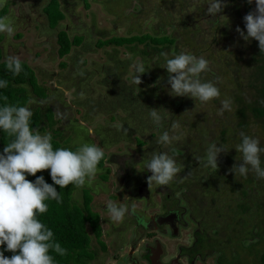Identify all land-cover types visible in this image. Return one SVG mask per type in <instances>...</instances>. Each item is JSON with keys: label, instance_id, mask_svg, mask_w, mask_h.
<instances>
[{"label": "trees", "instance_id": "1", "mask_svg": "<svg viewBox=\"0 0 264 264\" xmlns=\"http://www.w3.org/2000/svg\"><path fill=\"white\" fill-rule=\"evenodd\" d=\"M109 1H104L106 7ZM132 1L135 2L134 5ZM243 1L244 4L241 6L243 8L238 6L236 10L241 16V21L244 22L243 17L253 10V5L247 3V0ZM84 2L87 7L90 6L89 0H84ZM130 5L132 7L128 19L130 16H136L135 14L139 12H144V0H129L127 6ZM167 5L169 3H165V7ZM43 10L51 28H56L67 15L60 0H48ZM7 11L8 6L6 5L0 10V17H3ZM158 11L157 9V13ZM165 11L168 12V10ZM123 15L126 16V14ZM170 15L171 13L159 15L161 18H169L157 19L155 26L151 27L152 31L131 33L132 29H130L131 34L113 35L107 38H99L96 41L97 47H113L112 50L107 51L113 68H108L105 73L106 76L103 78V84L108 87L109 94L113 95L115 99V107L111 117L113 119L120 118L115 111L116 109L124 110L127 113L125 119L130 118L136 122L134 135L137 137L144 135V129L148 128L159 135L165 130L171 134L173 132L172 123L178 121L180 127L187 130H196L201 133L213 132L215 138L206 140L208 146L213 142L227 145V147L231 145L226 154H220L217 170L206 168L199 164L195 157H204L208 147L202 150L198 149L199 141L188 132L190 135L186 136L183 144L180 146L177 144V146L170 148V153L177 158L178 166L181 169L182 166H185L178 175L175 185L177 189L183 190V198L190 207L192 216L204 228L203 234L198 235L199 239H203L208 230L214 231L210 236V248L211 251L219 253V259H224L226 264H264V179H257L252 173H249L247 179L236 178L235 173L229 171L234 164L242 162L239 161L241 154L235 148L240 143L239 133L243 131L248 135L257 137L256 132L253 131V125L256 122L264 123V64L262 63L264 62V53H261L258 41L254 39L249 41L250 46L255 49L251 56L254 69L249 72L248 77L250 87L256 92L254 99H246L244 95L242 96V92H246L242 78H234L230 82L232 87L228 88L229 91L221 84H217L221 92L220 98L226 95L230 96L232 98L231 106L233 105L235 109V112L230 114L229 119H224L220 115L212 114L207 109L209 102L195 103L198 100L193 98L189 100L190 97H178L170 94V85L167 83L169 74L166 68L161 67L165 63L161 53L167 52L170 58L173 51L179 54L182 52L180 48L182 42L175 31H169L167 27L176 28L177 23H180L181 26H187L185 21H172ZM149 21H151L149 23L151 25L155 20L152 17ZM239 27L246 32L245 22ZM57 36L58 52L61 57L68 55L74 45H81L84 42V35L71 37L68 29H60ZM3 39L4 34L0 33V42ZM186 40L183 38V41L186 42ZM189 40L191 50L186 53L197 57L203 56V52L198 50L197 46L199 45L194 43L192 39ZM120 47H124L131 56L121 57ZM137 56L140 58V62L150 68L141 74L142 83L140 85L134 82L135 69L130 70L134 58ZM21 62L24 71L14 76L6 69L3 50L0 47V79L8 81V87L0 89V105L5 103L3 97L7 96L8 104L26 106L31 99L29 88L38 96L45 95L33 67L25 61L21 60ZM222 71L226 75L228 69L222 68ZM210 72L203 73L202 80L217 83V76L211 75ZM214 100L218 101L219 99ZM197 104H199V112L197 111ZM151 108H157L162 115L166 114L167 118L164 120L163 128L153 124L149 115ZM32 112L33 116L30 123L33 129L44 130L52 125L54 114L52 108L48 107L47 111H43L42 107H38ZM180 114L185 117L183 120H179ZM210 126H213L214 129H209ZM131 130L132 128H128L129 134H131ZM121 133L124 131L119 132L117 136ZM262 136H264V131ZM260 137L259 134L257 138L260 139ZM8 142H10V138L0 130V153L3 152ZM137 142L142 145L145 140L137 138ZM52 144L54 150L69 148L55 135L52 136ZM101 144L105 145L103 142ZM260 145L264 147V138L260 139ZM106 158L105 153V157L99 166L104 164ZM261 161L262 167H264V154L261 156ZM190 169H193L191 175ZM186 171L189 174H185ZM40 175L44 176L46 182L53 184L50 170L36 174V176ZM36 176L29 175L27 178L35 181ZM181 178H184L182 183L179 182ZM54 186L63 197L62 203L55 200L46 201L49 205L48 211L40 214L38 219L53 231L54 239L67 249V255L60 256L55 252L50 254L53 255L56 264H90V261L95 258L90 249L92 237L86 228V222L89 221L90 217L93 219L94 233H97V236L100 234L97 217L91 213L87 215V212H90L88 203L91 197L86 194L87 212H84L83 208L73 199L75 187L69 185L62 189L59 185ZM208 224L211 227L206 226ZM4 254L9 257L13 255L9 251H5ZM247 255L252 256L251 261H248Z\"/></svg>", "mask_w": 264, "mask_h": 264}, {"label": "rangeland", "instance_id": "2", "mask_svg": "<svg viewBox=\"0 0 264 264\" xmlns=\"http://www.w3.org/2000/svg\"><path fill=\"white\" fill-rule=\"evenodd\" d=\"M104 1L106 0H89L90 6L87 7L84 0H60L67 15L56 28H51L43 10L48 0H6L8 11L4 16L9 17L13 23L15 34L8 37L6 33H3L4 39L0 42V47L3 50L4 59L6 60L7 56L12 55L27 62L35 70L39 85L44 89L45 95L38 96L29 88L31 103L28 101L26 107H30L32 111L38 107L47 111V108L50 107L54 111L52 125L44 130H39L41 134L51 133L65 146L74 150L83 143L96 144L104 150L107 158L114 160L122 158L129 160L150 159L154 153L162 151L172 155L170 153L171 146H177V144L180 146L185 142L186 136L190 134L199 141L198 149L207 148L206 140L215 138L211 131L201 133L180 127L170 134L179 135L180 140L174 141L166 148L157 143L160 135L153 133L150 128L144 129L145 134L140 137L134 135L136 122L130 118L126 120L127 113L124 110L116 109L115 112L120 118L113 119L111 117L115 99L113 95L109 94L108 87L103 84V78L106 76V70L113 68L107 55V51L112 50L113 47H97L96 41L99 38L113 35L152 31L151 27L155 26L157 19L169 18L159 17L161 14L169 15L171 13L172 21L186 22L187 26L177 23L176 28L167 27V30H174L175 34L180 37L179 40L182 42L180 48L183 52L191 50L189 39L199 45L197 46L198 50H201L203 56L210 62V74L218 78L217 84H221L229 91L228 88L232 87L230 82L234 78H242L243 87L246 89V92H242V96L244 95L246 99L256 97V92L250 87L248 79L249 72L254 69L251 56L255 49L236 31V28L244 23L236 10V7H241L244 4L243 0H227V7L220 14L223 16H211L207 13L211 0H175V2L173 0H144V12L130 16L129 19L132 7L131 5L127 6L129 0H110L107 7L104 5ZM132 2L134 5L135 2ZM165 3H169L167 8ZM252 5L254 10L255 0ZM165 10H168L169 13ZM243 14L245 13L243 12ZM152 17L155 21L150 25L152 20L149 21V19ZM62 28L68 29L71 37L84 35L83 44L74 45L72 51L65 57H61L58 52L57 35ZM130 29H132L131 33ZM183 38L187 39L186 42L183 41ZM120 55L124 58L131 56L124 47H120ZM135 63H141L138 56L134 58L130 70L134 68ZM235 63L236 65H234ZM262 63L264 64V62ZM222 68L228 69L226 75L223 74ZM81 72L83 75L80 74ZM81 93H84L83 98H81ZM224 99L232 100L228 95L219 98L218 101L212 100L207 109L212 114L229 119L235 109L232 105L231 111L224 110L221 114V101ZM198 105L197 111L199 112ZM184 118L180 114L179 120ZM117 124L123 125L126 129L132 128L131 134L127 131V133L124 132L117 136L119 132L123 131H118L114 127ZM209 129H214V127L210 126ZM253 131L256 132L257 137L260 134V139L264 138L262 136L264 123L256 122L253 125ZM137 138L144 139V144L140 145ZM101 142L105 145H102ZM230 147L231 145L228 146V148ZM114 153L115 155H113ZM184 168L185 166H182L181 170ZM192 172L193 169H190V175ZM101 173L100 170L93 186L98 189V200L103 202L110 197L108 187L111 188V181L104 182ZM189 173L186 171L185 174ZM136 174L138 175L139 172ZM141 174H143L142 178L147 177L144 171H141ZM101 182L108 187L104 186L102 189ZM85 187L87 188V186ZM82 193L83 188L74 190L75 203L81 202L79 198ZM177 195L182 204L188 207L183 198V190H178ZM157 198H159L158 195ZM142 202V200L136 201L139 205H143ZM188 215H190V211L186 215L188 226L180 229L182 232L180 238H166L168 245L174 246V242L187 244L190 242V234L196 228V224L189 219ZM129 229L134 232L133 228ZM112 257L114 259L110 264L124 263L123 257L119 259L115 256ZM215 258L213 255L206 261L196 264H215ZM93 264H102V261L93 262Z\"/></svg>", "mask_w": 264, "mask_h": 264}, {"label": "clouds", "instance_id": "3", "mask_svg": "<svg viewBox=\"0 0 264 264\" xmlns=\"http://www.w3.org/2000/svg\"><path fill=\"white\" fill-rule=\"evenodd\" d=\"M252 4L253 0H247ZM6 0H0V8L5 7ZM227 0H211L207 13L211 16H223ZM245 28L239 26L236 31L245 41L256 40L261 53H264V0H255V9L244 17ZM0 33L8 37L15 34L13 23L7 16L0 17ZM164 67L168 71L167 83L170 85V94L178 97H190L201 103H208L219 99L221 92L217 83L202 80V74L211 70L210 62L203 56L173 51L171 58L167 52H162ZM6 69L14 76L24 71L19 57L9 55L5 60ZM134 82L142 83L141 74L150 68L144 63H135ZM83 75V72L80 73ZM8 81L0 79V89L7 88ZM84 93H81V98ZM7 96L3 97L4 104L0 105V130L9 138L10 142L0 153V264H56L51 255L55 252L60 256L67 255V249L54 239V233L38 219L40 214L48 211V200L62 203L63 197L54 185L66 188L72 185L82 189L86 185L92 187L98 172L100 162L104 159V150L96 145L83 143L76 150L71 148H57L54 150L51 133L41 134L39 129H33L31 118L33 112L30 107L7 103ZM31 103V101H29ZM231 100L221 101V114L224 110L231 111ZM153 124L163 128L166 114L162 115L157 108H151L149 113ZM118 131L127 133L123 125H114ZM172 129L180 128V123L174 121ZM240 143L236 145L241 154L239 161L229 170L237 177L248 178L249 173L257 179H264V167L261 156L264 147H261L257 137L239 133ZM179 135H170L168 131L158 137L157 143L169 147L174 141H179ZM227 145L211 143L204 157L195 159L206 168L217 170L221 153H227ZM145 169L151 173L147 177L149 188L153 183L158 186H169L177 180L181 172L177 158L166 151L154 153L145 164ZM50 170L53 184L46 182L44 176H36L38 172ZM36 176L35 181L27 177ZM186 178V177H184ZM179 182H183V179ZM109 219L114 223H122L126 216H136L141 219L137 208L132 201L130 205H118L107 202ZM6 245V248L4 246ZM9 251L13 255L5 256Z\"/></svg>", "mask_w": 264, "mask_h": 264}, {"label": "flooded vegetation", "instance_id": "4", "mask_svg": "<svg viewBox=\"0 0 264 264\" xmlns=\"http://www.w3.org/2000/svg\"><path fill=\"white\" fill-rule=\"evenodd\" d=\"M148 160L150 159L106 158L99 169L104 182L111 181L112 189L100 183L102 189L104 186L109 188L110 197L107 201L98 200L96 186L86 185L87 188H83L82 196L79 198L81 202L77 204L87 212L86 194L90 195L88 203L90 212H87V215L94 214L100 227V234L97 236L93 231V219L90 217L86 222L87 231L92 237L90 249L95 255L90 264L99 261H102V264H110L114 259L112 256L118 259L123 257L124 263L120 264H196L206 261L213 255L216 257L215 264H226L224 259H219L217 251H211L210 236L214 231L208 230L205 232V237L199 239L198 235L203 234L204 228L192 216L190 207H185L181 199L179 200L177 193L180 189H177L175 182L169 186L153 184L149 188L147 177L151 173L145 169ZM141 171H144L146 178H142ZM137 200L143 201V205L137 204L141 219L138 220L136 216H126L122 223H114L109 219L107 202L130 205L132 201ZM149 202L152 203L148 204ZM189 211V219L196 224V228L190 234V242L188 244L174 242V246L168 245L166 238H180L179 236L182 235L180 229L188 226L186 215ZM129 228H133L134 232ZM247 259L251 261L252 256L247 255Z\"/></svg>", "mask_w": 264, "mask_h": 264}]
</instances>
